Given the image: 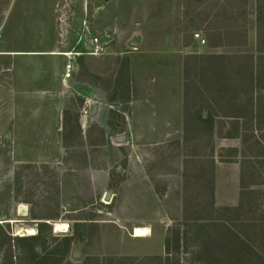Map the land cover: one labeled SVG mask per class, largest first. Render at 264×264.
<instances>
[{
  "label": "rangeland",
  "instance_id": "rangeland-1",
  "mask_svg": "<svg viewBox=\"0 0 264 264\" xmlns=\"http://www.w3.org/2000/svg\"><path fill=\"white\" fill-rule=\"evenodd\" d=\"M94 36L105 43L101 54L87 53ZM64 50L81 54L72 77L56 88L66 58L54 52ZM152 79L165 81L167 95L171 80L183 84V135H163L162 120L151 129L146 94ZM84 91L95 102L87 104ZM237 106L246 115L245 137L244 144L234 137L233 146L257 170L252 189L264 191V0H0V264H230L228 249L243 237L229 231L245 226L210 203L223 188L233 197L228 206L240 198L241 157L219 162L217 130ZM84 109L92 122L82 132ZM203 113L218 134L200 121ZM116 134L125 136L123 143ZM135 151L155 205L167 210L158 220L168 225L165 246L132 263L93 260L77 220L116 219L114 191ZM107 164L109 200L89 174ZM182 206L185 213L176 214ZM220 219L225 227L214 225ZM57 224L67 229L57 232ZM260 231L250 243L264 257V221ZM233 257L241 264L258 258L243 247Z\"/></svg>",
  "mask_w": 264,
  "mask_h": 264
},
{
  "label": "crops",
  "instance_id": "crops-1",
  "mask_svg": "<svg viewBox=\"0 0 264 264\" xmlns=\"http://www.w3.org/2000/svg\"><path fill=\"white\" fill-rule=\"evenodd\" d=\"M63 73L64 67L63 70L57 73L58 75L55 78L56 82L54 86L56 88L61 87L62 83L65 81L63 79ZM148 84L151 90L146 94V104L150 107L147 108L146 112L150 117L148 119L151 124V129H156V124L154 125V121L162 120L163 122L165 121L163 126V135H183V125L185 123V99L183 96V84L180 85L179 80H171L170 84L173 86V91L170 95H167V93L163 92V90L167 87L165 81L152 79L148 82ZM95 88L96 87H93L92 90H96ZM159 88L162 89L161 94L160 92H157ZM81 94L87 104L89 102L90 104L95 102L89 91L81 92ZM87 112L88 110L83 112L84 114L79 119V125L77 124L80 131V127L83 129L82 132L85 131V128L89 126L91 121V118L86 115ZM117 113H122L123 115L125 114V111L118 109ZM101 126L104 130V134L107 135V131L109 130L106 129L105 125L103 126L101 124ZM213 132L214 135L218 134L215 132V128L213 129ZM121 135L123 136V134ZM124 137L125 136H123V140L118 143H123ZM220 138L223 140L221 147H235L233 146L235 144L232 140L233 138H231L232 141H230L227 137ZM133 153L134 155H130L128 157L127 170L123 169L121 171L125 172L124 180L119 181V187L114 191L115 205H118V207H115L114 209V215L116 219L103 221L96 217H81L77 220V222L81 224L80 230L83 232L81 233V237L82 239L84 238V245L87 243L86 246L89 248L88 254L90 255L88 256H93L91 258L93 260L99 261L103 259V257L114 256L123 263H132V260L138 261L141 258L158 255V253L160 254L163 250V247L165 246L163 231L168 225L159 223L158 220H162L163 216L167 215V210L162 208V206L159 207L158 204L155 205L157 199H155L153 195V189H151L149 186L148 174L145 170V167L141 165V159L137 154V151ZM217 161L219 160L215 159L214 163ZM182 165V167H185L184 160ZM179 166L181 167L180 163ZM109 167L110 164H107V166L105 165V167L103 166L101 168L91 170L89 173L92 180L93 178L97 179V183L100 185L99 187H101L104 192V197L107 193L106 189L110 180ZM239 174L240 171H237L236 177H238ZM95 179L93 181H95ZM220 191H223L225 194L217 195L218 191H216L215 196H213L214 206H228V201H231L233 197L231 199V196L229 195V192L226 188H223ZM143 194H148L149 196L148 199H144L143 203L145 204H143L141 201ZM219 200L226 201L227 203L221 204L227 205L219 206ZM181 210L182 214L183 212L185 213V208L182 206V208H178L176 214H179V212L181 213ZM169 214L172 215L173 213ZM148 217H151V220L148 219ZM154 226L157 227V230H155ZM135 227H148L150 229V233L148 236H142L141 238L134 236L133 230ZM159 231H162V233L158 234ZM152 240H155L157 243L156 248L150 247Z\"/></svg>",
  "mask_w": 264,
  "mask_h": 264
},
{
  "label": "trees",
  "instance_id": "trees-1",
  "mask_svg": "<svg viewBox=\"0 0 264 264\" xmlns=\"http://www.w3.org/2000/svg\"><path fill=\"white\" fill-rule=\"evenodd\" d=\"M253 74V72H252ZM251 74V75H252ZM248 90L256 89V85L250 84L247 86ZM223 98L222 96H220ZM236 98V97H234ZM252 102V101H251ZM250 102V103H251ZM252 104V103H251ZM242 106L235 107V114H225L224 117L229 118L228 121L220 120L219 126L217 127L218 133L220 137H227V138H240L241 143L244 144V134L242 130L244 129V123H246V115L242 111ZM261 114L257 113L256 116H253L254 119L258 121L261 119ZM243 120V121H242ZM200 121L203 123H209L210 127L214 128V121L213 118L208 116L207 118H203L200 116ZM228 125V129H225V126ZM246 126V125H245ZM225 131H219V130ZM224 152H226L224 154ZM260 153V152H259ZM238 156L242 155V149L236 147H221L220 152L218 153V157L220 161L223 162H230L236 160ZM232 158V159H230ZM246 160V159H245ZM248 161H244L243 157L241 160L239 159L240 164V174H239V182H240V198L236 205L232 206H224V207H215L214 204L210 203V206L214 208L217 212L221 215H226V220H230L235 225H244V230L240 233H235V231H229L238 239L241 238L243 241H238L237 244H232L228 249L227 254H231L232 257L229 258L230 264H241V261L235 259L233 257L234 254L239 253V249L243 247L244 251L256 255L258 258L257 260H251L248 264H264V257L260 252L258 246H254L250 243V241H257V237L261 235V225L264 221V213L262 212L261 206L264 203V191H259L258 189H252L253 186L258 185L254 178H256L257 170L256 168H248L245 164ZM204 205L208 203L203 202ZM203 217V216H202ZM199 217V219H206ZM224 219L218 220L217 224H214L216 227H225V224L221 223L220 221ZM222 225V226H221ZM227 228V227H226ZM260 231V232H257ZM253 236V237H252ZM249 240V241H248ZM256 244V243H254ZM260 243H258L259 245ZM226 253V252H225ZM252 257V256H251ZM221 264V263H218ZM245 264V263H244Z\"/></svg>",
  "mask_w": 264,
  "mask_h": 264
},
{
  "label": "built area",
  "instance_id": "built-area-1",
  "mask_svg": "<svg viewBox=\"0 0 264 264\" xmlns=\"http://www.w3.org/2000/svg\"><path fill=\"white\" fill-rule=\"evenodd\" d=\"M193 38L196 39L201 44L205 43V39L198 32L193 33ZM90 45H91V51L87 53L91 55L101 54L105 50V43L97 36L90 38ZM54 53L60 54L66 58L64 63L63 79L67 80L71 78L75 68V58L81 53L72 50H64ZM84 112H86V110H84Z\"/></svg>",
  "mask_w": 264,
  "mask_h": 264
},
{
  "label": "bare ground",
  "instance_id": "bare-ground-1",
  "mask_svg": "<svg viewBox=\"0 0 264 264\" xmlns=\"http://www.w3.org/2000/svg\"><path fill=\"white\" fill-rule=\"evenodd\" d=\"M55 228H56V231L60 232V231H64L67 229V225L65 224H57L55 225ZM28 234L31 235V234H34V231L33 230H29L28 231ZM149 235V230L146 229V228H136L134 230V236H138V237H142V236H148Z\"/></svg>",
  "mask_w": 264,
  "mask_h": 264
},
{
  "label": "water",
  "instance_id": "water-1",
  "mask_svg": "<svg viewBox=\"0 0 264 264\" xmlns=\"http://www.w3.org/2000/svg\"><path fill=\"white\" fill-rule=\"evenodd\" d=\"M133 44L134 45H136L137 44V42H133ZM205 113H203V118H205ZM114 139H115V141H117V142H121L122 140H123V136L121 135V134H118V135H116L115 137H114ZM109 198H110V192L109 191H107V193H106V195H105V200H109ZM77 251H73V253H72V256L73 257H76L77 255H79L80 253H76Z\"/></svg>",
  "mask_w": 264,
  "mask_h": 264
}]
</instances>
